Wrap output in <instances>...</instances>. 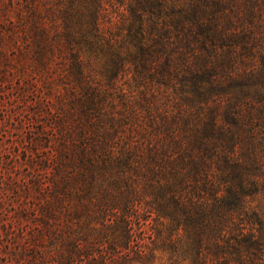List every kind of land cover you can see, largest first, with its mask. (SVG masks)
<instances>
[{
  "label": "trees",
  "instance_id": "16d2710c",
  "mask_svg": "<svg viewBox=\"0 0 264 264\" xmlns=\"http://www.w3.org/2000/svg\"><path fill=\"white\" fill-rule=\"evenodd\" d=\"M0 104L24 264H264V0H0Z\"/></svg>",
  "mask_w": 264,
  "mask_h": 264
},
{
  "label": "rangeland",
  "instance_id": "374dc122",
  "mask_svg": "<svg viewBox=\"0 0 264 264\" xmlns=\"http://www.w3.org/2000/svg\"><path fill=\"white\" fill-rule=\"evenodd\" d=\"M2 107L0 104V109H3ZM1 115L2 112H0V119ZM11 122L10 119L5 126L0 125V165L11 157L14 160L17 158V162L22 159L21 152L18 153L16 150L9 148V143L15 135L24 138L26 136L23 132L16 134L11 132ZM2 173L3 170L0 169V175ZM9 176L14 179V184L4 186L2 190L0 188V264H24L25 259H27L26 253L23 250H18L20 244L16 245V243H19V240L16 238L14 240V237L19 232L15 230L17 227L20 225L27 227V222L21 220L18 216V213L21 214L22 205H30L29 198L25 195V185L29 181L27 168L17 163ZM6 229H8L7 232Z\"/></svg>",
  "mask_w": 264,
  "mask_h": 264
}]
</instances>
